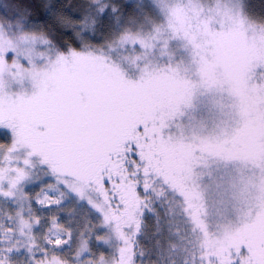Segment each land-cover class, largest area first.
<instances>
[{
  "label": "snow or ice",
  "instance_id": "snow-or-ice-1",
  "mask_svg": "<svg viewBox=\"0 0 264 264\" xmlns=\"http://www.w3.org/2000/svg\"><path fill=\"white\" fill-rule=\"evenodd\" d=\"M0 264H264V0H0Z\"/></svg>",
  "mask_w": 264,
  "mask_h": 264
},
{
  "label": "trees",
  "instance_id": "trees-1",
  "mask_svg": "<svg viewBox=\"0 0 264 264\" xmlns=\"http://www.w3.org/2000/svg\"><path fill=\"white\" fill-rule=\"evenodd\" d=\"M253 4L259 5V0H251Z\"/></svg>",
  "mask_w": 264,
  "mask_h": 264
}]
</instances>
